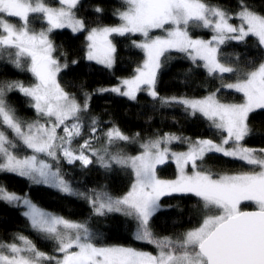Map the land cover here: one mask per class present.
<instances>
[{
	"label": "snow or ice",
	"instance_id": "1",
	"mask_svg": "<svg viewBox=\"0 0 264 264\" xmlns=\"http://www.w3.org/2000/svg\"><path fill=\"white\" fill-rule=\"evenodd\" d=\"M79 3L80 0H59L60 6L54 7L46 0H0V59L7 58L20 71L25 70V58L30 59L27 71L36 81L30 86L21 81H0V173H15L33 184H46L84 198L96 216L118 213L132 219L136 222L133 238L154 245L157 251L153 254L131 246L98 245L87 222L44 211L27 195L0 186V202L23 205L26 210L22 215L30 227L42 239L54 242V252L48 254L39 250L30 238L17 235L19 244L0 242V264H264V148L243 144L252 134L248 124L250 114L264 109V61L241 72L230 62H222L219 48L227 41H245L249 36L256 38L258 47L264 48V14L254 11L246 0H238L234 13L206 0H123L125 10L114 13L121 21L119 25L89 30L85 21L77 18L75 10ZM94 11L100 14L103 10L97 7ZM233 19H238L239 25L231 23ZM35 20L45 22L47 27L36 31ZM65 27L73 32L88 31L87 59L108 68L112 67L116 52L110 37L139 34L143 39L132 43L144 52L143 64L136 68L132 78L101 91H111L132 101L137 99L138 92L147 91L161 106L182 105L189 115L201 114L212 127L227 135L219 143L210 139L193 143L184 138L188 150L171 152L177 168V176L172 180L161 179L157 165L169 158L167 145L182 141L174 134L165 133L140 142L142 151L127 155L122 149L112 151L113 146L135 143L139 134L125 135L113 125L103 133L105 143L97 149L93 141L101 139L100 123L97 117H91V136L78 149L73 148V141L83 134L90 94L80 103L57 81V74L67 64L61 65L53 57L55 49L50 34ZM193 27L210 29L212 38H194L190 34ZM154 30L164 35L153 36ZM171 51L185 54L193 64L202 61L209 75L237 74L235 83L222 86L242 93L243 102H221L215 92L203 99L161 97L156 91L158 70ZM13 90L31 98L37 120L26 123L15 115L6 100ZM40 118L45 122L41 123ZM61 127L64 134L58 135L57 129ZM9 130L13 138L9 137ZM20 146L30 149L32 155L20 158L12 151ZM86 153L95 157V161ZM209 153H222L243 161L252 170L214 178L203 169ZM61 158L68 164L79 161L85 168L93 162L106 170H111L113 164L119 165L131 170L133 182L119 197L103 189L79 192L63 178ZM189 165L191 174L186 171ZM173 193L198 197L203 206L202 222L180 235L158 236L152 218L162 210L161 198ZM243 202H251L255 209L241 210Z\"/></svg>",
	"mask_w": 264,
	"mask_h": 264
},
{
	"label": "trees",
	"instance_id": "2",
	"mask_svg": "<svg viewBox=\"0 0 264 264\" xmlns=\"http://www.w3.org/2000/svg\"><path fill=\"white\" fill-rule=\"evenodd\" d=\"M51 6L59 7V0H46ZM212 5H220L229 12L238 10V0H206ZM249 7L258 13L264 14V0H246ZM101 8L98 14L95 8ZM123 0H80L75 10L78 19L85 21L90 30L97 26H113L121 23L119 17L114 15L119 9L125 10ZM239 23L238 19L230 21ZM33 27L39 31L46 28V23L35 20ZM86 32H73L70 29H55L50 34L54 45L53 57L61 64H67L57 74V81L69 94L74 95L83 103L86 94H90V109L85 114V127L81 137L73 141L72 147L78 149L85 139L91 136L89 125L91 117H97L101 131V139L93 141V147L100 148L105 143L103 133L113 125L117 126L125 135L136 137L137 142L126 144L121 142L113 146L112 151L122 149L126 154H137L139 144L148 139H155L165 133L186 138L188 141L196 139H212L221 141L223 134L205 119L201 114L189 115L182 105L161 106L154 101L147 91L137 93L135 101L120 96L111 91H101L105 87L117 85L122 79L134 76L137 67L144 61V52L133 46V40L143 39L139 34L110 37L116 47L114 63L111 68L100 65L86 58ZM193 37L209 39L212 36L210 29L190 28ZM155 35H164L159 30H154ZM220 59L237 67L241 72L250 70L264 61V48L258 47L254 37H246L245 41H227L220 45ZM162 68L158 70L156 91L161 97H187L203 98L215 92L217 98L226 103H242L243 95L227 89L222 85L236 82L237 74L216 73L209 75L202 66L203 62L193 64L185 54L171 51ZM237 56L239 60L237 61ZM76 61V63H73ZM25 70L15 68L7 58L0 59V81H21L25 86L34 84L35 78L27 71V60H24ZM200 65V66H197ZM219 89V91H217ZM8 104L15 110V115L23 122L30 123L38 119L36 110L31 107V98L24 96L18 90L9 92L6 96ZM41 121L45 120L40 118ZM71 123V121H69ZM251 136L243 141L244 146L255 149L264 148V109H257L250 114L248 121ZM63 135V128H58ZM10 138L12 134L8 131ZM19 143L18 141H15ZM174 148H184V144H174ZM19 157L31 155L30 149L22 146L12 149ZM50 163V158L41 156ZM90 159L95 157L90 154ZM63 178L70 182L73 189L79 192L91 190H107L114 197L124 195L133 182L131 170H125L113 164L111 170L101 168L93 162L88 167H83L79 161L68 164L61 158L59 165ZM55 169V167L53 168ZM203 169L210 171L214 178L228 173H243L251 171V167L243 161L232 157H225L220 153H209L203 161ZM157 175L161 179H173L176 176L175 165L170 161L157 165ZM0 186L7 191L18 195H27L37 206L50 213L68 218L73 221L87 222L90 230L95 233V242L98 245L131 246L140 250L156 251L154 245L135 240L134 233L136 222L118 213L105 216H96L84 198L60 192L44 184H33L26 177L15 173H0ZM162 210L151 221L152 227L158 236H176L186 230L197 227L203 219V206L198 197L191 194L173 193L161 198ZM255 209L251 202H244L241 210ZM19 206L0 202V242L18 243L17 235L30 238L39 250L53 254L54 242L42 239L31 227L30 222L22 215Z\"/></svg>",
	"mask_w": 264,
	"mask_h": 264
},
{
	"label": "rangeland",
	"instance_id": "3",
	"mask_svg": "<svg viewBox=\"0 0 264 264\" xmlns=\"http://www.w3.org/2000/svg\"><path fill=\"white\" fill-rule=\"evenodd\" d=\"M240 23V22H239ZM239 23H237V24H234V25H239ZM113 26H117V25H113ZM46 27H47V24H46ZM65 28H67V29H70L71 31H73L71 28H69V27H65ZM83 31V30H82ZM77 32H80V31H77ZM77 32H75V33H77ZM87 35H88V31L86 32V37H87ZM212 35H213V32H212ZM194 38H201V37H194ZM212 38V36L209 38V39H204V38H201V39H204V40H210ZM87 40V39H86ZM89 41L87 40V48H86V58H87V54H88V45H89ZM114 55V54H113ZM25 60H27V65H28V63H30V59H28V58H25ZM144 60H145V54H144ZM90 61H93V62H95V63H97L95 60H90ZM113 63H114V61H113ZM99 64V63H98ZM142 64H143V62H142ZM141 64V65H142ZM100 65H103V64H100ZM103 66H105V65H103ZM133 77V76H132ZM132 77H129V78H124V79H130V78H132ZM124 79H122V80H124ZM121 80V81H122ZM121 81L117 84V85H114V86H110V87H105V88H103V89H111L112 87H115V86H118V85H120L121 84ZM230 83H235V82H230ZM228 84V83H227ZM143 87V86H142ZM226 88V87H225ZM227 89H229V88H227ZM230 90H233V91H235L234 89H230ZM213 93V92H212ZM211 94V93H210ZM209 95V94H208ZM207 95V96H208ZM207 96H205V97H207ZM205 97H203V98H205ZM185 98H187V97H185ZM203 98H189V99H203ZM222 102V101H221ZM224 103H226V102H224ZM54 119V118H53ZM41 121V120H40ZM45 122V120H43V121H41V123H44ZM57 133H58V135H60L59 134V131H58V129H57ZM227 134L226 133H224L223 134V137L224 136H226ZM156 139V138H155ZM183 140L184 139H182V141H176V142H173V143H171V144H169V145H167V147L170 149V153H169V158L168 159H166L165 161H170V162H172L174 165H175V168H176V164H175V162H174V160L171 158V152H181V151H187L188 150V148H189V144L187 143V142H183ZM197 140H201V139H196V140H194V141H191V142H195V141H197ZM210 140H212V139H210ZM213 142H215V143H219L218 141H214L213 140ZM174 144H184L185 145V147L184 148H181V149H176V148H174L173 147V145ZM229 145H226L225 147H228ZM98 149V148H97ZM142 151V150H141ZM86 154H88L89 155V157H90V153H86ZM137 154H139V153H137ZM137 154H134V155H137ZM220 154H222V153H220ZM32 155V154H31ZM39 156H40V158H42L41 156H43V154H38ZM127 155H131V154H127ZM20 158H23V157H20ZM42 159H44V158H42ZM46 160V159H45ZM257 171L259 170L258 168L256 169ZM53 171H55V169H53ZM186 171H188L189 172V174H191V166L189 165L187 168H186ZM229 175H233V174H239V173H228ZM224 175V174H223ZM176 176H177V168H176ZM176 176L173 178V179H175L176 178ZM169 180H172V179H169ZM44 185H46V184H44ZM47 186H49V185H47ZM51 187V186H50ZM72 187V186H71ZM52 188H54V189H57V188H55V187H52ZM73 188V187H72ZM57 190H59V189H57ZM60 191V190H59ZM60 192H62V191H60ZM63 193H65V192H63ZM67 194V193H66ZM244 203V202H243ZM242 203V204H243ZM241 204V205H242ZM17 206H19V207H21V209H22V212H24L25 210H26V208L23 206V205H17ZM254 207H255V205H254ZM43 210V209H42ZM44 211H46V210H44ZM48 212V211H47ZM20 242H18L17 244H19ZM143 251H147V250H143ZM157 251V250H156ZM156 251H148V252H151V253H153V254H156ZM57 255H59V254H57Z\"/></svg>",
	"mask_w": 264,
	"mask_h": 264
},
{
	"label": "water",
	"instance_id": "4",
	"mask_svg": "<svg viewBox=\"0 0 264 264\" xmlns=\"http://www.w3.org/2000/svg\"><path fill=\"white\" fill-rule=\"evenodd\" d=\"M251 210H254V209H247V210H243V211H251Z\"/></svg>",
	"mask_w": 264,
	"mask_h": 264
}]
</instances>
